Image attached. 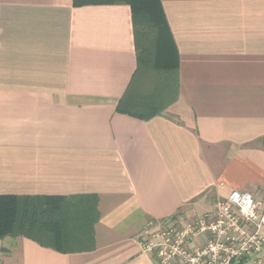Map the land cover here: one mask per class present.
<instances>
[{
  "label": "crops",
  "instance_id": "crops-1",
  "mask_svg": "<svg viewBox=\"0 0 264 264\" xmlns=\"http://www.w3.org/2000/svg\"><path fill=\"white\" fill-rule=\"evenodd\" d=\"M159 2L176 72L140 61L130 4L0 0V195L98 211L91 249L8 235L0 264H156L147 229L264 200V0Z\"/></svg>",
  "mask_w": 264,
  "mask_h": 264
},
{
  "label": "trees",
  "instance_id": "trees-1",
  "mask_svg": "<svg viewBox=\"0 0 264 264\" xmlns=\"http://www.w3.org/2000/svg\"><path fill=\"white\" fill-rule=\"evenodd\" d=\"M123 3L132 7L140 61L176 72L177 50L159 0H74L75 6ZM117 109L144 118L158 111L145 115L122 101ZM76 202V197L0 195V238L25 236L64 251L91 249L97 207Z\"/></svg>",
  "mask_w": 264,
  "mask_h": 264
},
{
  "label": "built area",
  "instance_id": "built-area-1",
  "mask_svg": "<svg viewBox=\"0 0 264 264\" xmlns=\"http://www.w3.org/2000/svg\"><path fill=\"white\" fill-rule=\"evenodd\" d=\"M143 249L156 264H263L264 200L232 190L211 211L147 229Z\"/></svg>",
  "mask_w": 264,
  "mask_h": 264
},
{
  "label": "rangeland",
  "instance_id": "rangeland-1",
  "mask_svg": "<svg viewBox=\"0 0 264 264\" xmlns=\"http://www.w3.org/2000/svg\"><path fill=\"white\" fill-rule=\"evenodd\" d=\"M180 219H185V221H187V220H188V219H187V218H185V217H184V218L182 217V218H180Z\"/></svg>",
  "mask_w": 264,
  "mask_h": 264
}]
</instances>
